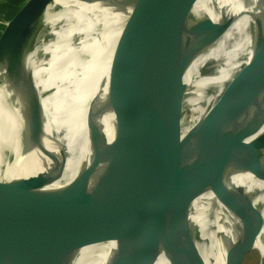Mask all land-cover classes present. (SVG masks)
I'll return each mask as SVG.
<instances>
[{
	"label": "bare ground",
	"instance_id": "bare-ground-1",
	"mask_svg": "<svg viewBox=\"0 0 264 264\" xmlns=\"http://www.w3.org/2000/svg\"><path fill=\"white\" fill-rule=\"evenodd\" d=\"M78 6L82 9L86 3ZM72 10L68 0H29L20 6L14 17L4 22L0 66L43 44ZM262 46L264 4L221 21L187 50L143 76L125 97L103 103L85 98L53 102L49 148L60 180L56 202L53 197L50 208L51 228L45 234V226L41 243L32 245L18 213L0 203V264H50L49 255L54 253L56 264H88L87 239L84 244L80 223L78 163L90 162L94 171L105 168L102 177L107 180L113 171L112 134L123 150L113 186L116 214L134 239L143 264H164L185 243L196 248L189 264H216L198 250L210 249L220 255L228 249L234 232L247 222L251 223L252 238L235 264L251 262L256 250L264 246ZM63 55V48L57 44L44 46V64L51 75L61 66ZM249 60L254 70L245 84H251V89L238 92L240 68ZM7 87L5 81L0 82V98ZM192 90L196 91L193 95L189 93ZM241 97L252 98L255 110L247 116L242 145L220 166L210 150L214 129L226 102ZM193 103L196 114L185 115V108ZM72 139L77 140L75 145ZM227 144L233 146L230 140ZM149 153L169 159L168 165L160 164L161 177L147 162L149 158L158 168ZM241 180L257 185L243 191L237 185ZM207 188L210 207L201 217L214 219L211 237L209 226L202 222L194 205L200 199L192 198L197 190ZM54 212L60 213L57 221L53 220Z\"/></svg>",
	"mask_w": 264,
	"mask_h": 264
},
{
	"label": "water",
	"instance_id": "water-1",
	"mask_svg": "<svg viewBox=\"0 0 264 264\" xmlns=\"http://www.w3.org/2000/svg\"><path fill=\"white\" fill-rule=\"evenodd\" d=\"M28 1H23L7 21ZM68 1L73 10L43 44L0 66V82L5 81L8 86L0 98V203L18 213L32 245L37 241L41 243L45 226L44 233L50 231V208L53 197L56 202L55 190L60 180L49 148L53 132L49 118L51 104L84 98L103 103L125 97L143 76L187 50L221 21L238 11L264 4V0ZM81 3H86L82 9L78 6ZM4 28L5 25L2 31ZM48 43L64 50L62 64L53 75L44 64L43 48ZM240 70L241 89L238 92L249 91L251 84L245 81L253 76L250 60L247 65L242 64ZM189 93L193 95L196 91ZM193 105L196 104L185 109ZM254 110L252 98L241 97L224 105L210 143L218 165L242 145L247 116ZM106 122L113 132L109 116ZM112 135L113 171L107 180L102 177L105 168L94 171L90 162L78 163L80 223L83 241L87 239L88 264H143L134 239L116 214L113 186L120 171L123 150L118 137ZM229 140L233 143L231 147L227 144ZM76 142L72 139L73 145ZM149 155L156 160L158 168L149 158L147 162L157 169L156 176L161 177L160 164L168 165L169 159L158 153ZM237 185L246 191L257 183L241 180ZM208 190H197L192 198L200 199L194 205L202 222L209 226L211 237L214 219L201 217L210 207ZM261 195L260 189L258 197ZM59 217V212L53 213L54 221ZM251 238V223L247 222L234 232L228 249L220 255H214L210 249L197 250L216 264L224 263V259L225 264H235L248 250ZM194 249L185 243L164 264H189ZM49 259L50 264H56L55 253L50 254Z\"/></svg>",
	"mask_w": 264,
	"mask_h": 264
},
{
	"label": "rangeland",
	"instance_id": "rangeland-1",
	"mask_svg": "<svg viewBox=\"0 0 264 264\" xmlns=\"http://www.w3.org/2000/svg\"><path fill=\"white\" fill-rule=\"evenodd\" d=\"M23 1L25 0H21L20 3L18 5H16L14 8L11 9L9 15L7 14V11L5 12V14H7L8 16L6 17H2L0 16V31H2L3 27H4V24H3V21L7 20L10 18L11 15H13L15 9L21 5L23 3ZM205 96V95H204ZM196 105H193V106H190L188 107L187 109H185L184 111V114L187 115V116H191L193 117L195 114H196ZM262 253H264V246L263 248H259L258 250H256V253L253 257V260L249 263H245V264H264V257L261 256Z\"/></svg>",
	"mask_w": 264,
	"mask_h": 264
},
{
	"label": "crops",
	"instance_id": "crops-1",
	"mask_svg": "<svg viewBox=\"0 0 264 264\" xmlns=\"http://www.w3.org/2000/svg\"><path fill=\"white\" fill-rule=\"evenodd\" d=\"M21 1V0H20ZM20 1L12 2L9 0H0V16L6 17L9 15L12 8L20 3ZM7 11V14L5 12Z\"/></svg>",
	"mask_w": 264,
	"mask_h": 264
},
{
	"label": "trees",
	"instance_id": "trees-1",
	"mask_svg": "<svg viewBox=\"0 0 264 264\" xmlns=\"http://www.w3.org/2000/svg\"><path fill=\"white\" fill-rule=\"evenodd\" d=\"M9 1H12V2H17V1H20V0H9Z\"/></svg>",
	"mask_w": 264,
	"mask_h": 264
}]
</instances>
